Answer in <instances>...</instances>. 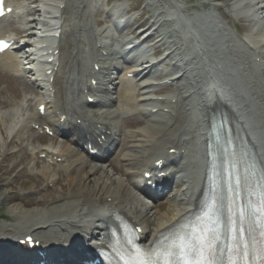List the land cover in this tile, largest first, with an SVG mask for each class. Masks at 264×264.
Here are the masks:
<instances>
[{"label":"bare ground","instance_id":"1","mask_svg":"<svg viewBox=\"0 0 264 264\" xmlns=\"http://www.w3.org/2000/svg\"><path fill=\"white\" fill-rule=\"evenodd\" d=\"M10 1L7 0V4H10ZM89 1H77L76 4H81L82 18L79 19V23L69 21L72 26L70 29L65 19L70 16L69 13L62 17L64 11L59 13L55 11L60 7L59 2L34 4V0H29L30 4L33 3L28 4L33 16L28 17L26 13L21 18L22 20L26 18L27 23L25 22L22 27H16L17 38L20 37L24 41H18L16 37H8L13 40V51L8 50L1 54L0 60L13 70L23 71L20 78L23 79L24 92L31 86L28 83L30 78L32 81L35 80L34 84L38 87L44 88L45 92L40 89L44 95L37 100L36 105L53 102L48 106L54 108L52 111L54 114L46 120L48 124L55 129L61 125L73 126L72 132H66L70 136H82L85 144H90L91 149L97 148L106 153L111 149L104 141L107 137L108 141L117 139V130L121 129V124L118 123L119 116L126 112L127 108H135L136 113L141 117L133 114L135 118L128 119L127 126L134 127V130L124 137V149L127 150L120 160L110 163V167L104 163L86 161L83 156L72 151L77 155L74 157L67 144L64 145L65 151L57 152L37 147L35 153H45L50 156L65 154L63 158L67 162L64 166L58 165L43 174L45 178H50L48 179L50 181L52 175L58 177L59 174L67 173L66 183L69 190L65 192V189L59 186L57 187L59 191L54 189L49 190L51 192L49 195L44 194V198L39 202L44 204L42 206L45 208L27 211L32 215V220L27 224L25 219H22L9 226L0 225V231L3 232L0 233V243L5 241L12 245L10 248L0 246V264H31L39 256V250H49L48 257L59 259L67 255L61 253L62 250H70L71 246H85L82 240L85 241L84 236L88 235L97 239L94 249H107L109 228H118L122 220L140 227L138 232L140 242L149 247L160 231L172 227L196 207L204 183L207 165V132L213 116L218 115L238 128L241 135L253 146L264 166L262 151L264 137L261 134L257 136L256 127L253 123L251 126L246 124L248 122L243 117V111L247 112L249 107L247 102L245 103L247 94L254 96L256 93L258 97L263 98L264 87L260 89L256 83L257 90L251 92L255 89H251L252 82L247 78L248 60L234 45L233 36H236V32L229 20L226 24L230 29H227L207 11L189 13V6L197 9L193 0L147 1L149 21L145 19L140 22V26H145L146 30H149L147 38L151 42H153L152 38L157 37V39H154L151 46L141 41L137 42L139 37L134 36L142 35L136 34L138 29L136 28L129 33L134 36L128 34L121 37L122 49L116 53L113 38L108 45L103 36L94 31L95 29L88 28L86 17ZM182 1L185 5H182ZM248 4L253 7L245 14ZM64 6L66 10L71 8L68 2ZM172 8L174 11L171 10ZM235 11L242 12L239 18L246 22H264V0H239ZM49 16L56 20L49 19ZM116 19L117 27L125 24ZM261 28L264 30V24ZM185 29L187 30L184 31ZM58 30L60 33L57 44L51 43L47 46L48 49L42 48L41 44L55 41L56 34L52 35L50 32ZM48 33L52 36L46 37ZM63 36H66V39L60 44L59 41ZM0 37L6 36L0 32ZM30 37L36 45L28 43ZM86 43H90V49ZM241 44L249 47L252 41L246 43L242 40ZM259 44L263 46L264 40ZM65 46L67 51L61 54ZM55 49L58 50L59 55L54 54ZM22 50L27 52L21 56ZM155 54L158 58H153ZM29 56L33 58L28 60ZM42 59H44L43 63H41ZM86 63L90 67L87 72L84 71ZM121 64H125L128 70L120 75ZM169 65L172 67L171 70H165ZM201 72L204 73L203 77L200 75ZM239 76L241 77L238 78ZM165 80H172L176 90L159 97L158 94H161L160 90ZM64 81L70 82L71 86L78 82L75 92L69 88V98L78 94V105L82 104V97L85 96L86 102L90 103L86 110L71 112L72 109L62 105L63 103H55L53 99L57 100L65 93L62 87ZM18 82L21 80L18 79ZM9 85L12 87V92L19 94L18 85ZM238 87L245 91L242 89L240 92ZM90 96L93 100L87 101ZM262 101L264 102V98ZM5 103L8 101L0 99V104L5 105ZM253 105L254 103L250 106ZM114 106L116 108H113ZM14 115L12 114L13 117ZM259 117L264 126V116ZM14 121L15 118L11 130L9 129L10 132L15 130ZM81 121L85 122L86 126L85 128L80 126L78 129L76 125H81ZM0 122L3 124L2 115ZM17 130L10 137V141L5 142L7 145L12 143L19 146L23 138L19 135L24 132L25 127H19ZM94 132H97V137L93 136ZM3 133L5 134L4 130L1 133L2 138ZM195 143L196 145L200 143L201 146L200 164L198 160H193L195 155L191 156L190 145ZM169 148H175L174 153H169L167 151ZM181 149H186L185 157L182 156ZM258 150L261 153H258ZM12 154L13 151L7 152L4 157L7 159ZM100 156V159L108 157V155ZM158 161H172L175 169L162 168L164 163L158 168L155 164ZM56 169L58 174L54 172ZM162 170H166L164 171L166 174L179 173L178 177L183 185L172 193L171 197L168 195L166 205L164 202L156 201L158 208H155L150 199L143 200L134 192L133 187H138L140 183L145 184L150 179L146 174L155 176ZM9 171L10 169L4 168L1 170V181L2 176ZM146 189L151 193L149 185H146ZM55 190L56 192H53ZM193 193H196V196L192 202ZM32 203L33 200L29 197L22 201V206H29ZM14 209H17L16 214L23 213L20 207ZM75 234L77 236H74ZM18 236L21 238L32 236L35 241H39V245L32 250H27L25 245L18 248L15 246ZM9 251L12 252L8 253ZM67 264H82V260L72 256L68 258Z\"/></svg>","mask_w":264,"mask_h":264},{"label":"rangeland","instance_id":"2","mask_svg":"<svg viewBox=\"0 0 264 264\" xmlns=\"http://www.w3.org/2000/svg\"><path fill=\"white\" fill-rule=\"evenodd\" d=\"M105 1V0H104ZM194 4L196 5L197 9L193 8V6H189L188 7V12L195 14L197 11H199L200 13H202L203 11H208L213 12L214 15L217 16V11L213 10L212 7V2H210L208 5H204L205 2H209V0H193ZM211 1V0H210ZM147 0H114L113 2L111 1V3L108 5L109 8L111 6H113L114 4H131V7L135 6L137 8H139L140 10L143 8L144 4H146ZM217 2V1H216ZM182 5H185V2H181ZM200 3H202V5H200ZM200 8V9H199ZM145 10V9H144ZM187 11V10H186ZM99 14V15H97ZM97 14H94V18L92 20V23L94 25L95 29H99L100 25L105 24V23H110L111 19L106 15L105 12H99ZM97 15V16H96ZM185 15V13L183 14ZM78 16V15H77ZM37 17V15L35 16ZM147 20L149 21V17L147 18ZM19 21V18L13 19V21H11L10 25L8 27H6L7 33L9 35H13V31L16 28L15 26L21 24L23 26V23H19L16 22ZM99 21V25L96 24V22ZM101 23V24H100ZM132 28V26H128L127 25V30L122 34V35H128V31H130V29ZM166 28V27H165ZM187 29H185L184 31H186ZM149 32V30H148ZM150 32H152L150 30ZM131 36V35H130ZM133 36V35H132ZM155 38V37H154ZM154 38H152L153 42H151L150 40V45L148 44V46H151L152 43H154ZM28 39V38H27ZM30 40L32 41V38L30 37ZM124 67V66H123ZM122 68V67H121ZM171 66L169 65V68H165L166 70H171ZM201 77H203L204 73L201 72ZM3 81L0 80V99L4 100V101H8V103H5V105L0 104V115L3 116V124H1L0 122V143H4L7 142V140H9V138L5 137H1V133L2 130L9 131V129L11 130L12 128V124H13V116H12V108L16 103H20L21 106L23 105L24 107H27V104L29 102H24L22 103L23 100V95H24V84L20 83L19 85V95L17 92H14L13 94L11 93L12 91V87L9 85V87L5 86L3 83ZM15 85H18V82H12ZM10 83V84H12ZM167 92V90H165ZM164 91V92H165ZM165 92V93H166ZM36 91L29 93V96L34 97L36 94ZM20 104H16V105H20ZM29 108V107H27ZM29 111H33V108L30 107ZM257 119L259 120V118L257 117ZM134 127H127L124 129L123 133L126 136V134H130L133 131ZM9 133L6 132V135H8ZM56 144L58 145V141H56ZM7 149V151H5V148ZM0 176H1V170L4 169H9L13 164H15V168L8 174L3 175V181H1L2 186H0V194H3V197L0 199V214L3 215V217H0V225L1 224H14L17 223L18 220H22L25 219V224H27L28 222H30L32 220V215L30 213H28L27 211L33 210V209H44L45 207L42 206L44 204H41L39 202V200L43 199V195H49V193H51L50 191H46L44 192V190H46V188L44 187L46 184V180L45 183L41 182L40 185H36L35 184V180L34 179H29L26 178L23 175V171H27V173L29 172L30 175H32V173L35 171H40L42 170L43 164L41 166H39L38 168H31L30 166H27L25 170H21V168L23 167V165L26 163V157H21L20 152L17 151V147H15V145H0ZM15 151L12 155V157L9 158H5L4 156L7 154L6 152H10V151ZM127 149H122L121 152L117 153L116 155L114 154L113 157H115V159L120 158L126 151ZM21 158V161L24 160L23 165L19 164V160ZM29 158V157H27ZM120 177H122V175L120 174H116ZM37 180V179H36ZM9 182H13L15 185L14 187V191L11 190V188H7L6 186H4L3 184L5 183H9ZM63 187L65 189V192H67L69 189L66 185V178L63 179L61 181L60 185L55 186L54 188L57 187ZM182 185L178 186L177 189L181 188ZM31 188H35L34 190L30 191ZM57 191H59L58 189H56ZM15 192V193H14ZM54 192V191H53ZM13 193V196L11 195ZM59 193V192H58ZM10 196H12V198L10 199ZM28 197H31L33 200V203L30 204L29 206H22V201L24 202V200H26ZM167 203H165L166 205ZM20 207L21 211L23 213H19L16 214V210L14 208ZM164 209V206H163ZM22 217V218H20ZM15 218L17 220H15ZM2 232V231H0Z\"/></svg>","mask_w":264,"mask_h":264},{"label":"snow or ice","instance_id":"3","mask_svg":"<svg viewBox=\"0 0 264 264\" xmlns=\"http://www.w3.org/2000/svg\"><path fill=\"white\" fill-rule=\"evenodd\" d=\"M6 47V44L0 42V51ZM154 254V251L143 253L138 250L136 264H150ZM169 255L178 260L180 264H213L212 244L208 235H195L190 241L177 245Z\"/></svg>","mask_w":264,"mask_h":264}]
</instances>
